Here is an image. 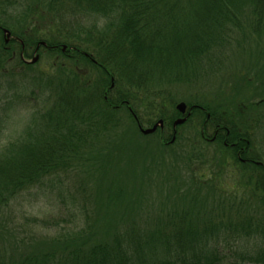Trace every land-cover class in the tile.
<instances>
[{
	"label": "trees",
	"instance_id": "obj_1",
	"mask_svg": "<svg viewBox=\"0 0 264 264\" xmlns=\"http://www.w3.org/2000/svg\"><path fill=\"white\" fill-rule=\"evenodd\" d=\"M0 25L12 36L0 35V70L30 71L24 59L41 41L37 53L65 57L58 82L50 71L29 76L32 95L50 90L52 111L0 146V264H221L234 246L232 264H264V0H0ZM233 58L245 69L234 95L185 99L192 138H164L180 115L165 85L196 83ZM63 175L75 177L73 191L61 189ZM33 187L54 191L80 226L44 235L39 226L64 218L15 216ZM147 197L168 226L141 222L154 210L141 212Z\"/></svg>",
	"mask_w": 264,
	"mask_h": 264
},
{
	"label": "rangeland",
	"instance_id": "obj_2",
	"mask_svg": "<svg viewBox=\"0 0 264 264\" xmlns=\"http://www.w3.org/2000/svg\"><path fill=\"white\" fill-rule=\"evenodd\" d=\"M34 21L37 22V25H40V26L43 22H45V24L47 23L46 21H41V20L37 21L35 19ZM101 24L102 23H100L99 26H101ZM48 30H49L48 27L44 28V31L48 32ZM12 46H15V45H12ZM228 52H230L229 55H231V53L235 54L236 49L232 47L231 50H229ZM34 54H38L40 56L38 57L37 61L33 63L31 67L32 69L30 71H24L25 69L21 66L19 67L16 66L14 69V67L10 66L12 62L9 64H5V68L3 70H0V118L2 119V121L0 122V146H5V144H7L9 140H12V139L15 140L16 137H18L19 139L21 136H23L27 132L31 130H36V128H38L37 120H39L41 116L48 114V111L50 110V108L52 111L51 101L43 102L45 101L44 100L45 96L49 98V96H47L49 95L47 94V92L49 93L50 90L45 88V92L43 94L39 93L37 90H34L33 91L34 94L32 95V90H31L32 87H31V84L29 83V76L38 74L39 72L48 73L50 71L49 73H54V76H50L48 78L53 80V82H58L60 72H58L57 68L60 66V64H62L63 66L65 65L64 64L65 61L63 60V58L65 57H62L58 52L51 54V52H47L43 49H39V53L34 52ZM34 54L31 55V51H30L29 56H27L25 59L30 60L32 56H34ZM238 62L239 60H236V58H233L232 61L230 62L227 61V64L225 65L221 73H214L212 76L208 75L206 79L199 80L196 83H186V84L181 83V84L165 85V88L167 89L165 90V92L170 91L171 93L174 94V97H176L175 98L176 100L174 99L175 100L174 105L180 101H184L187 98H191L192 100L199 101V102L200 101L203 102L204 99H206L209 102L215 97L216 92L219 88L223 89V92L225 93L227 97H231L234 95L233 94L234 84L238 85V84H241L242 82V79H240V77H236L237 76L236 74L239 73V69L245 72V69H242L241 67L242 64H238ZM22 73L24 74L22 75ZM222 75L224 76L223 79H221ZM221 81L222 83L218 84ZM241 96L242 95L236 94L235 95L236 100H238ZM173 109L177 111L175 106H173ZM171 110H172V107L170 105L169 107L166 106L164 113H166V115H170L173 111H175V110H172L171 112ZM246 112L248 115V111H245V113ZM252 112L253 111L249 110V115ZM118 116L120 118L122 117L121 118L123 121L122 123L127 121L126 120L128 119L127 109L120 110V112L118 113ZM180 118H183V117H180ZM189 118H185L183 123L177 124L176 126L177 132L181 134L180 142L184 141L185 144L189 137L192 138V131H193L192 128L194 126L193 124H191V122H186ZM184 122L186 124H184ZM182 124L186 126L181 129V127L184 126ZM260 124L264 126V121H261ZM50 125H52V123ZM166 134L164 138L167 139L169 136ZM262 136L263 135L261 131H258V139ZM263 160H264V157H263ZM61 178L64 180V186L61 189L67 190V191H73V189H71L73 188V186L71 187V184L73 183L75 177L70 176L69 178H67L65 175H63ZM150 188L151 187H143V191L147 192L148 196H149V193L154 195L153 193L154 190L152 191L150 190ZM141 202H142V205L140 207H143L141 209V212H144V213H148L146 209H148V211L150 212L152 210V205L154 206V210L150 213V215H146V214L142 215L143 218H141L140 220L141 222H143L144 225L147 224V227L152 226V225L168 226L169 222L167 221L166 218H169V217L165 216L166 212L165 214L160 215L162 216L160 218L153 216L154 212L157 213L161 211L160 208L157 207V205H159V200L156 197H152L151 199L148 198L145 200L143 199L141 200ZM14 205L15 207L13 208V214H15V216L17 217L18 216L20 217L22 215H27V216L37 215V217L39 218H46V219H51L52 217L64 218V219L60 218L61 221H59V224L57 226H51V227L48 225L45 227L39 226L38 230L40 231V233L44 235H49V234L58 232L59 229H62V227L63 228L65 227L68 230H70L76 226H80L82 222L79 218H77L76 221L74 222L73 220L69 219V217L66 216V214H65V217H63L62 214L64 212L62 210V206L58 204L54 191L51 192L49 189H47V187H33L23 192L18 197V199H16ZM245 205L247 206L248 203H245ZM212 207L217 208L221 211L220 206L217 207L216 205L212 203ZM226 207L228 206H225L224 208ZM249 207H255V205L250 204ZM159 214H157V216ZM258 218H262V217L259 216ZM137 220H139V218H137ZM254 221L258 222L259 220L255 218ZM159 235L162 238L166 236L165 234H164L165 236H163V234L161 235V233ZM163 239H166V238H163ZM230 249H228L227 247L222 248L223 255L226 259L223 260L221 264H232L233 260L236 259L237 257L236 254L240 253L239 250H241L240 247L237 248L235 246L230 247Z\"/></svg>",
	"mask_w": 264,
	"mask_h": 264
},
{
	"label": "water",
	"instance_id": "obj_3",
	"mask_svg": "<svg viewBox=\"0 0 264 264\" xmlns=\"http://www.w3.org/2000/svg\"><path fill=\"white\" fill-rule=\"evenodd\" d=\"M3 31H4L5 35L7 36V38H10V32L7 29H3ZM8 40H6V41H8ZM39 45H45V43L43 41L39 42L36 46V50H37ZM61 49L64 50L65 46L63 45ZM38 57H39L38 54H35L30 60H25V62L26 63H34L37 61ZM176 109L180 113H184V111L186 109V104L184 102H179L176 104ZM184 120H185V118H179V119L175 120L173 125L175 126L176 124L182 123ZM162 126H163V122L161 119H159L151 127H147V128H141L140 127L139 129H140L141 133H143V134H150V133L154 132L157 127H162ZM173 139H174V135H173L171 141Z\"/></svg>",
	"mask_w": 264,
	"mask_h": 264
},
{
	"label": "flooded vegetation",
	"instance_id": "obj_4",
	"mask_svg": "<svg viewBox=\"0 0 264 264\" xmlns=\"http://www.w3.org/2000/svg\"><path fill=\"white\" fill-rule=\"evenodd\" d=\"M3 29H5V28H4L3 26L0 25V35H1V38L3 39L4 43L6 44V43H7L6 40H8V39H10V38H7V36L5 35ZM35 50H36V49H35ZM187 108H188V107H186V109H185V113H184V114H181V115H179V116H176V117H175L176 119L174 118L173 122H174L175 120H177L178 118H180V117L188 118V117L190 116L191 112H190ZM173 122H172V125H173ZM172 125H171V127H172ZM172 132H173V128H171V131H170L169 133L165 132V134L167 133L166 135H168V136L170 137V139H171V137H172ZM227 133H228V131L226 132V134H227ZM165 134H164V135H165ZM216 135H217V132L214 131V133H213V135H212V138H211V139L208 138V140L213 141V140L215 139ZM230 146H231V147H232V146H235V143L230 144ZM241 152H243V149H242V148H239V150H237V152H236V154H237V159H238L239 162L244 163V162H246V160H245L244 157L241 156ZM257 163H258V162H257Z\"/></svg>",
	"mask_w": 264,
	"mask_h": 264
}]
</instances>
